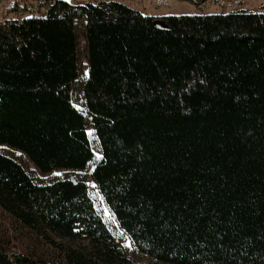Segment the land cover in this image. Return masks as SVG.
Here are the masks:
<instances>
[{"label": "trees", "instance_id": "obj_1", "mask_svg": "<svg viewBox=\"0 0 264 264\" xmlns=\"http://www.w3.org/2000/svg\"><path fill=\"white\" fill-rule=\"evenodd\" d=\"M46 6L0 20V144L41 173L85 171L89 120L114 223L84 180L40 183L0 152V211L60 250L36 263L0 238V264H134L117 230L160 263L264 264V10L162 29L115 1Z\"/></svg>", "mask_w": 264, "mask_h": 264}, {"label": "rangeland", "instance_id": "obj_2", "mask_svg": "<svg viewBox=\"0 0 264 264\" xmlns=\"http://www.w3.org/2000/svg\"><path fill=\"white\" fill-rule=\"evenodd\" d=\"M50 0H0V20L4 18L18 19L22 17L41 16L46 11V5ZM72 3L90 1L97 3L100 1H115L124 4L132 9L138 10L144 15L160 18L170 15H206L228 13L235 10L263 11L264 0H66ZM79 56L80 62L84 65V41L79 36ZM85 71V69H84ZM86 130L89 135L91 146L95 157L85 171L71 172L66 170H54L49 173H41L29 159L19 150L0 144V152L19 162L32 178L40 183L51 182L63 177L74 175L82 179L89 185L95 206L103 218L109 223H114L113 218L106 205L97 194L95 183L91 178L92 165L100 159L99 147L96 141L94 130L89 120H86ZM99 156V158H97ZM0 238L5 243L8 250L17 252L29 257L36 263L39 258H54L60 255V250L52 243L43 238L35 236L29 230L15 223L5 213L0 211ZM117 240L123 245L127 256L134 264H165L160 263L144 254L139 253L131 242L117 230ZM57 242L68 244L69 240L54 238Z\"/></svg>", "mask_w": 264, "mask_h": 264}, {"label": "water", "instance_id": "obj_3", "mask_svg": "<svg viewBox=\"0 0 264 264\" xmlns=\"http://www.w3.org/2000/svg\"><path fill=\"white\" fill-rule=\"evenodd\" d=\"M154 23H155V25H157L158 27H160L162 29H167L166 24L160 18L155 19ZM69 179L72 182L76 183L75 176L73 174L70 175Z\"/></svg>", "mask_w": 264, "mask_h": 264}, {"label": "built area", "instance_id": "obj_4", "mask_svg": "<svg viewBox=\"0 0 264 264\" xmlns=\"http://www.w3.org/2000/svg\"><path fill=\"white\" fill-rule=\"evenodd\" d=\"M13 264H17V263H13Z\"/></svg>", "mask_w": 264, "mask_h": 264}, {"label": "snow or ice", "instance_id": "obj_5", "mask_svg": "<svg viewBox=\"0 0 264 264\" xmlns=\"http://www.w3.org/2000/svg\"><path fill=\"white\" fill-rule=\"evenodd\" d=\"M97 158H99V156Z\"/></svg>", "mask_w": 264, "mask_h": 264}]
</instances>
